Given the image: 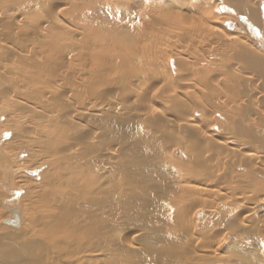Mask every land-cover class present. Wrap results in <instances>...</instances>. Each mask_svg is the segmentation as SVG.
Masks as SVG:
<instances>
[{"label": "bare ground", "instance_id": "obj_1", "mask_svg": "<svg viewBox=\"0 0 264 264\" xmlns=\"http://www.w3.org/2000/svg\"><path fill=\"white\" fill-rule=\"evenodd\" d=\"M0 264H264V0H0Z\"/></svg>", "mask_w": 264, "mask_h": 264}, {"label": "water", "instance_id": "obj_2", "mask_svg": "<svg viewBox=\"0 0 264 264\" xmlns=\"http://www.w3.org/2000/svg\"><path fill=\"white\" fill-rule=\"evenodd\" d=\"M16 220L17 219H16L15 215L14 216L12 215V218L10 220L6 221V223L14 225V223H16Z\"/></svg>", "mask_w": 264, "mask_h": 264}]
</instances>
